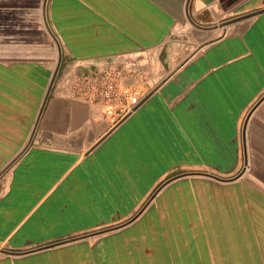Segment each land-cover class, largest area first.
<instances>
[{
    "label": "crops",
    "instance_id": "crops-1",
    "mask_svg": "<svg viewBox=\"0 0 264 264\" xmlns=\"http://www.w3.org/2000/svg\"><path fill=\"white\" fill-rule=\"evenodd\" d=\"M0 264H264V0H0Z\"/></svg>",
    "mask_w": 264,
    "mask_h": 264
},
{
    "label": "built area",
    "instance_id": "built-area-1",
    "mask_svg": "<svg viewBox=\"0 0 264 264\" xmlns=\"http://www.w3.org/2000/svg\"><path fill=\"white\" fill-rule=\"evenodd\" d=\"M148 73L133 63H103L71 74L69 95L98 108L111 124L133 112L148 94Z\"/></svg>",
    "mask_w": 264,
    "mask_h": 264
},
{
    "label": "water",
    "instance_id": "water-1",
    "mask_svg": "<svg viewBox=\"0 0 264 264\" xmlns=\"http://www.w3.org/2000/svg\"><path fill=\"white\" fill-rule=\"evenodd\" d=\"M259 13H261V12H258V13H256V14H253L252 16L257 15V14H259ZM25 149H26V148H24L23 151H24ZM19 155H20V154H19ZM19 155L16 156V157L12 160V162H14V161L19 157ZM5 253L12 254V253H9V252H5Z\"/></svg>",
    "mask_w": 264,
    "mask_h": 264
}]
</instances>
